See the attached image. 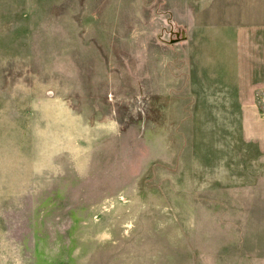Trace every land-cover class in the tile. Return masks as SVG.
<instances>
[{
	"label": "rangeland",
	"instance_id": "obj_1",
	"mask_svg": "<svg viewBox=\"0 0 264 264\" xmlns=\"http://www.w3.org/2000/svg\"><path fill=\"white\" fill-rule=\"evenodd\" d=\"M228 6L0 0V264H264V152L193 77Z\"/></svg>",
	"mask_w": 264,
	"mask_h": 264
},
{
	"label": "crops",
	"instance_id": "obj_2",
	"mask_svg": "<svg viewBox=\"0 0 264 264\" xmlns=\"http://www.w3.org/2000/svg\"><path fill=\"white\" fill-rule=\"evenodd\" d=\"M178 3L231 4L225 8L230 11L224 13L223 21L202 34L209 47L202 43L196 48L198 63L193 77L197 82H215L219 96L226 99L223 102L239 106L244 136L258 140L264 152V110L259 105V95L264 90V0H178Z\"/></svg>",
	"mask_w": 264,
	"mask_h": 264
},
{
	"label": "built area",
	"instance_id": "obj_3",
	"mask_svg": "<svg viewBox=\"0 0 264 264\" xmlns=\"http://www.w3.org/2000/svg\"><path fill=\"white\" fill-rule=\"evenodd\" d=\"M259 105L262 110H264V90L259 95Z\"/></svg>",
	"mask_w": 264,
	"mask_h": 264
},
{
	"label": "water",
	"instance_id": "obj_4",
	"mask_svg": "<svg viewBox=\"0 0 264 264\" xmlns=\"http://www.w3.org/2000/svg\"><path fill=\"white\" fill-rule=\"evenodd\" d=\"M183 37H185V34H183Z\"/></svg>",
	"mask_w": 264,
	"mask_h": 264
}]
</instances>
